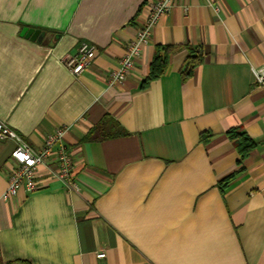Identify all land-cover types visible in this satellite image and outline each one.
Wrapping results in <instances>:
<instances>
[{
    "label": "crops",
    "instance_id": "obj_1",
    "mask_svg": "<svg viewBox=\"0 0 264 264\" xmlns=\"http://www.w3.org/2000/svg\"><path fill=\"white\" fill-rule=\"evenodd\" d=\"M148 1L0 0V122L35 149L65 126L79 184L66 186L51 161L36 190L4 199L16 140L0 139L5 262L264 264V86L254 76L264 0H173L133 70L110 85ZM82 41L97 50L76 75L66 60ZM160 44L178 47L142 88ZM188 44L204 61L184 79ZM106 115L124 133L84 140ZM232 129L257 141L241 162Z\"/></svg>",
    "mask_w": 264,
    "mask_h": 264
},
{
    "label": "built area",
    "instance_id": "obj_2",
    "mask_svg": "<svg viewBox=\"0 0 264 264\" xmlns=\"http://www.w3.org/2000/svg\"><path fill=\"white\" fill-rule=\"evenodd\" d=\"M172 4L173 0L148 1V16L138 29L136 36L126 41L119 66L110 74V85L122 82L133 70L135 59L141 56L144 46L149 42L153 27L164 14L170 11ZM96 50L95 44L82 41L77 53L66 60L71 72L78 75L88 68L95 59ZM254 76L256 83L264 86V68L254 69ZM65 134L66 127L59 126L47 135L42 148L35 149L10 126L0 122V139L13 138L16 140V146L11 154L13 162L9 168L8 185L3 194L4 199L14 197L22 185L29 191L36 190L38 188V167L43 164L49 166L51 161L56 168L55 175L63 180L66 186L79 189L73 172V157L64 143ZM98 256L104 257L105 252H99Z\"/></svg>",
    "mask_w": 264,
    "mask_h": 264
},
{
    "label": "trees",
    "instance_id": "obj_3",
    "mask_svg": "<svg viewBox=\"0 0 264 264\" xmlns=\"http://www.w3.org/2000/svg\"><path fill=\"white\" fill-rule=\"evenodd\" d=\"M178 45L175 44H160L157 45L154 58L150 65V71L148 75L144 78L141 87L145 88L148 84L157 79L168 71L170 64V59L172 54L176 51ZM188 55L185 58L181 74L183 78L191 76L195 69L204 61V52L203 49L199 46H193L188 44ZM124 133V130L120 124L111 116L106 115L98 124L92 127L86 134L84 140H101L107 137H113ZM229 136L234 139L239 154L241 162L249 153L257 146V141L248 136L245 132H241L235 129H232L228 132ZM211 137L209 131L201 133V140L207 142ZM236 173H232L226 178L219 181V187L222 192L226 189L228 184L235 178ZM24 263L22 260L7 261L5 262L2 259L0 252V264H17Z\"/></svg>",
    "mask_w": 264,
    "mask_h": 264
},
{
    "label": "water",
    "instance_id": "obj_4",
    "mask_svg": "<svg viewBox=\"0 0 264 264\" xmlns=\"http://www.w3.org/2000/svg\"><path fill=\"white\" fill-rule=\"evenodd\" d=\"M24 31H27L28 33H30V31H32L31 29H24ZM37 33V31H35V34Z\"/></svg>",
    "mask_w": 264,
    "mask_h": 264
}]
</instances>
